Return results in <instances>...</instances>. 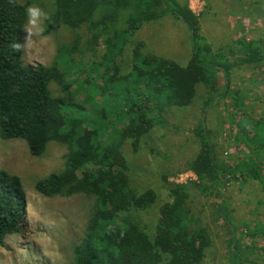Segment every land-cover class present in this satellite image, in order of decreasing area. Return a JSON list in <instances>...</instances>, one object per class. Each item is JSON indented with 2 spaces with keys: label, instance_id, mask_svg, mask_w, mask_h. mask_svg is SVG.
Returning <instances> with one entry per match:
<instances>
[{
  "label": "trees",
  "instance_id": "16d2710c",
  "mask_svg": "<svg viewBox=\"0 0 264 264\" xmlns=\"http://www.w3.org/2000/svg\"><path fill=\"white\" fill-rule=\"evenodd\" d=\"M29 4L0 0V141L21 140L35 158L45 153L49 143L67 148L62 171L37 181L35 190L46 198L85 195L94 199L83 237L73 246V264H203L212 240L208 227L195 221L187 206L190 186L163 179L169 201L160 207L150 236L135 214L151 208L156 195L151 190L137 194L130 187L122 154L127 142L137 150L167 112L191 107L198 86L216 92L219 98H238L237 93L228 92V84L222 93L215 88L216 72L222 68L204 65L202 58L209 57L211 47L200 34L198 17L187 3L179 5L175 0H54L52 14L40 32L42 38L62 27L74 32L85 28V49L75 42L69 54L83 57L87 51L97 57L95 48L103 47L101 62L94 65L106 70L101 79L108 94L101 106H92L90 116L85 107L75 103L72 83L67 81L73 66L82 62L76 60L75 64L71 56L66 65L73 66L67 72L58 62L49 67L22 62L20 48ZM161 8L189 31L192 55L185 66L145 54L143 43L131 40L143 26L160 19ZM239 46L237 52L243 56L238 62L264 63V39L239 41ZM128 47L132 49L130 68L119 76L122 69L115 63ZM224 78H228L226 73ZM51 85L59 95L51 94ZM93 87L88 91L94 93ZM250 125L251 133L242 134L248 153L229 167L222 159L218 161L202 122L196 129L200 148L185 169L196 177L192 187L222 200L217 218L223 217L229 224L222 193L230 179L241 184L257 182L264 195V118L252 120ZM24 203L20 179L1 170L0 247L21 222ZM247 235L254 240L264 237V232L258 229ZM227 247L230 264H264V245L246 247L232 236ZM254 253L263 257L252 259Z\"/></svg>",
  "mask_w": 264,
  "mask_h": 264
},
{
  "label": "rangeland",
  "instance_id": "374dc122",
  "mask_svg": "<svg viewBox=\"0 0 264 264\" xmlns=\"http://www.w3.org/2000/svg\"><path fill=\"white\" fill-rule=\"evenodd\" d=\"M16 1L19 4L29 2V7L37 8L41 13L34 23H30L28 17L20 48L22 62L26 66L44 67L58 62L65 72L73 66L66 65L72 60L71 56L75 64L82 62L81 66H73L67 81L72 83L75 103L85 107L91 116L92 106H101L104 95L108 94L101 79L106 70L94 65L101 62L103 47L95 48L97 57L87 51L83 57L69 54L75 42L79 49H85L88 38L85 28L74 32L62 27L56 34L42 38L40 32L52 14L54 0ZM175 1L179 5L187 3L198 17L200 34L211 47L209 57L202 58L204 65L207 68L213 64L221 65L223 69L216 72L215 88L222 93L228 84V92L238 94L236 100L240 105L237 106L231 96L219 98L216 92L198 86L191 107L167 112L142 139L137 150L127 142L122 147V154L128 165L130 187L137 194L151 190L156 195L151 208L135 214L148 234L154 235L159 209L169 201L163 179L167 178L174 185H189L187 206L195 221L208 227L212 240L203 264H230L227 242L232 236L246 247L252 244L260 248L264 245L261 235L254 240L247 235L248 231L258 232V229L264 232L262 188L257 182L241 184L238 179L229 180L222 193L226 214L231 219L229 224L223 217L217 218L222 200L192 187L190 184L196 181V177L185 169L200 148L196 129L202 122L211 137L210 143L216 147L218 161L223 160L229 167H234L248 153L242 134L251 133L252 120L264 118V63L253 66L238 62L243 55L237 50L239 41L264 39V0ZM158 12L160 19L143 26L131 40L141 41L145 54L185 66L192 55L189 31L164 8ZM131 50V47L126 48L115 63L122 69L119 76L130 68ZM225 73L228 81L224 78ZM92 87L94 93L90 92ZM50 89L53 96L59 95L55 85ZM116 126L120 128L122 124ZM66 153L65 146L49 143L45 153L35 158L21 140L0 141V171L18 177L25 193L22 220L0 247V264H73V246L83 237L94 199L85 195L46 198L35 190L37 181L62 171ZM256 257L263 255L254 253L251 258Z\"/></svg>",
  "mask_w": 264,
  "mask_h": 264
},
{
  "label": "clouds",
  "instance_id": "9594fccd",
  "mask_svg": "<svg viewBox=\"0 0 264 264\" xmlns=\"http://www.w3.org/2000/svg\"><path fill=\"white\" fill-rule=\"evenodd\" d=\"M27 15L29 17V22L34 23L36 18L39 17L41 13L37 8L29 7L27 9Z\"/></svg>",
  "mask_w": 264,
  "mask_h": 264
}]
</instances>
